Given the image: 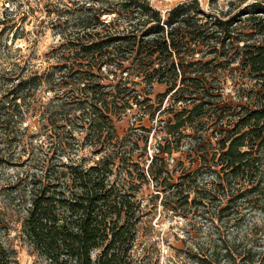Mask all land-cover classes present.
<instances>
[{"label": "trees", "instance_id": "obj_1", "mask_svg": "<svg viewBox=\"0 0 264 264\" xmlns=\"http://www.w3.org/2000/svg\"><path fill=\"white\" fill-rule=\"evenodd\" d=\"M63 1L47 20L60 37L48 64L17 61L4 77L0 125L11 136L1 139L21 146L26 170L0 188V264L18 262L4 240L17 227L49 264H159L137 248L160 194L192 238L210 226L188 254L200 264H264V250L233 236L248 209L264 211V0H237L231 16L199 0L166 12L149 0ZM218 48L244 56L236 100L225 95L230 67L185 60ZM156 83L166 88L154 97ZM129 115L139 124L120 136ZM146 117L161 133L154 145Z\"/></svg>", "mask_w": 264, "mask_h": 264}, {"label": "rangeland", "instance_id": "obj_2", "mask_svg": "<svg viewBox=\"0 0 264 264\" xmlns=\"http://www.w3.org/2000/svg\"><path fill=\"white\" fill-rule=\"evenodd\" d=\"M155 7L166 12L172 6L179 2H187L190 0H149ZM201 6L207 12H229L228 16L240 11L245 4H239L237 0H199ZM63 0H0V96L8 89L5 83L6 72L14 66L17 61L30 62L37 66H46L48 63L46 53L53 46L60 43L59 35L51 27V23H47L49 16H56V8L63 6ZM226 18V17H225ZM243 20L245 17L242 16ZM41 19L43 21H41ZM240 25V24H239ZM15 33V35H14ZM243 40L241 41V45ZM244 59L241 52L229 51L224 53L222 48L217 51L206 49L204 52H196L194 56H187L186 61H203L211 64H224L228 69V83L226 98L229 101L236 100L233 90L234 78H241L244 75L241 69L242 60ZM233 69L234 72H231ZM249 79V77H243ZM165 85L156 83L153 90V96L165 90ZM44 98L52 95V92H44L41 94ZM166 103V101H165ZM136 109V107H135ZM136 113V112H135ZM135 115H129L116 123L117 132L120 136H125L131 127L138 126ZM145 124L151 127L150 142L152 145L156 143L157 134H161L158 125L151 122L147 117L144 119ZM25 122H30V118ZM24 123L23 125H25ZM134 126V127H135ZM6 127V128H5ZM156 130V132H155ZM9 128L0 125V188L12 184L16 176L20 172L26 170V166L19 165L20 160L17 157L21 151V146L11 145L8 141L3 142L2 137L9 136ZM143 132V131H142ZM155 132V134H154ZM190 134H194V130H187ZM9 135V136H8ZM190 141V137H186ZM189 146V143H185ZM153 148H150L149 155ZM182 155L177 153L176 156ZM185 164L190 165L188 159ZM197 165H194V169ZM155 188L150 185L145 187V200L156 192ZM7 192V191H6ZM163 195L155 201L156 206L150 205L151 211L140 224L138 251L143 253V247L149 248L151 255L158 256L159 264H200V259L196 256L191 257L188 254L195 253V249L207 244L208 236L212 232L207 223L201 222L196 225L194 233L197 235L192 238L188 234L190 229L189 219L168 210L162 202ZM8 198L5 192L0 194V204L5 205ZM152 206V207H151ZM19 227L11 230L9 236H5L4 240L11 243L18 251L15 264H49L45 258L33 249L27 243L21 241L19 237ZM245 241L248 247L253 246L264 250V211L260 209H248L245 217L233 236ZM191 248L193 250H191ZM195 248V249H194ZM183 249L186 251H179ZM146 250V249H144ZM190 252V253H187ZM138 253V252H137Z\"/></svg>", "mask_w": 264, "mask_h": 264}]
</instances>
